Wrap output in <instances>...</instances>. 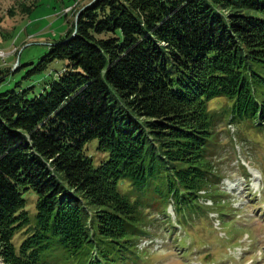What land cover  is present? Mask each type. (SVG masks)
Segmentation results:
<instances>
[{
	"label": "trees",
	"instance_id": "1",
	"mask_svg": "<svg viewBox=\"0 0 264 264\" xmlns=\"http://www.w3.org/2000/svg\"><path fill=\"white\" fill-rule=\"evenodd\" d=\"M55 60L41 91H0V257L138 264L151 213L191 220L219 178L209 101L264 126V0H93L27 74Z\"/></svg>",
	"mask_w": 264,
	"mask_h": 264
},
{
	"label": "rangeland",
	"instance_id": "2",
	"mask_svg": "<svg viewBox=\"0 0 264 264\" xmlns=\"http://www.w3.org/2000/svg\"><path fill=\"white\" fill-rule=\"evenodd\" d=\"M92 1L0 0V91L31 85V93L41 91L64 61H53L43 72L28 71ZM229 105L225 97L208 104L219 117L211 152L219 178L200 191L205 208L183 224L171 203L164 214L153 211L150 233L137 241L138 264H264V126L232 122L225 115ZM86 153L94 165L107 158L97 139L86 144ZM118 190L132 199L136 194L126 179ZM33 201L29 195L30 209ZM51 258L49 264H62Z\"/></svg>",
	"mask_w": 264,
	"mask_h": 264
},
{
	"label": "water",
	"instance_id": "3",
	"mask_svg": "<svg viewBox=\"0 0 264 264\" xmlns=\"http://www.w3.org/2000/svg\"><path fill=\"white\" fill-rule=\"evenodd\" d=\"M79 13H80V12H78V13L76 14V18H77V16H78ZM76 18H75V19H76ZM74 32H75V31H74Z\"/></svg>",
	"mask_w": 264,
	"mask_h": 264
},
{
	"label": "crops",
	"instance_id": "4",
	"mask_svg": "<svg viewBox=\"0 0 264 264\" xmlns=\"http://www.w3.org/2000/svg\"><path fill=\"white\" fill-rule=\"evenodd\" d=\"M62 1V0H61Z\"/></svg>",
	"mask_w": 264,
	"mask_h": 264
}]
</instances>
